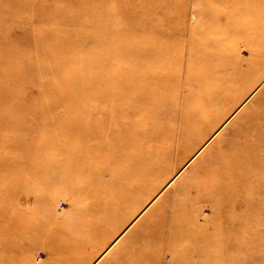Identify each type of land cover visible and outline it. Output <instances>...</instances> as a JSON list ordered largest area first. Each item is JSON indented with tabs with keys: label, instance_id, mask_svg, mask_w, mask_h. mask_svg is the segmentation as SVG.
I'll list each match as a JSON object with an SVG mask.
<instances>
[{
	"label": "rangeland",
	"instance_id": "obj_1",
	"mask_svg": "<svg viewBox=\"0 0 264 264\" xmlns=\"http://www.w3.org/2000/svg\"><path fill=\"white\" fill-rule=\"evenodd\" d=\"M251 1L264 10V0ZM226 6L225 0H0V264H76L82 256L100 264L115 255L111 264H119L139 247L146 264H264V210L248 203L222 210L217 178L199 164L236 116L264 104L261 67L171 145L158 168L151 138L165 118L155 126V106H136L133 92L148 81L124 85L111 59L140 44L153 26L149 41L165 52L134 54L144 77L168 68L182 88L178 77H186L189 57L201 70L205 49L246 67L253 57L235 36L236 22L216 16ZM152 58L157 65L147 66ZM162 87L168 97L176 89ZM165 124L167 136L172 127ZM263 181L264 162L255 163L250 179L237 182V198ZM170 226L181 242L160 246L161 230ZM74 246L73 262L56 259ZM188 246L190 255L181 256Z\"/></svg>",
	"mask_w": 264,
	"mask_h": 264
},
{
	"label": "bare ground",
	"instance_id": "obj_2",
	"mask_svg": "<svg viewBox=\"0 0 264 264\" xmlns=\"http://www.w3.org/2000/svg\"><path fill=\"white\" fill-rule=\"evenodd\" d=\"M225 2L227 4L225 11L216 13V16L219 18L223 16L221 20L229 21L228 19H233L236 22L235 36L239 37L253 57L248 62L246 61V67L241 65L240 61L242 60L237 59L239 62H232L230 56V58H225L226 52L224 53V51L219 52V49H216L205 52V49L203 52L205 54V67L201 70L191 67L189 57L185 68L186 77L183 78L182 73L178 77L183 82L182 88L178 86L179 82L176 76L173 75V71L168 68L164 72H155L158 75L156 77L151 76V74L144 77L141 75V70L145 65L139 58L136 57V59L134 54L139 51H147L157 55L159 52H165V49L158 43L149 41L150 33L154 29L153 26L148 28L146 39L144 38L142 42H138L140 44L127 48L125 52L111 57L117 70L123 71L120 76H122L121 80L124 85L132 84V86H135V81L139 80L138 78H144L148 81V85L133 92L134 99L137 100L135 101L137 103L136 106L138 107L139 104L155 106L156 113L159 116V118L156 117L155 126L158 121L165 118V122L172 127V133L167 136V129L163 128V126H167L165 122L163 125L158 123L155 127L157 129L153 133L151 143L158 149H155L156 154L153 166L160 163L158 167L160 168L164 158L171 154L173 144H180V142L184 141L182 139L188 138L196 130V126L203 120L206 121L219 104L237 92L238 84L242 80L244 81L254 69L261 67L262 74L260 79L264 77V10L260 11L261 7L257 8L251 0H225ZM106 10L108 14L111 11L109 6L106 7ZM253 13L256 15H254V18L245 19L247 15ZM231 14L233 15L230 17ZM148 42L149 44H147ZM197 54L196 52L195 56ZM262 59V64L256 67L257 63ZM157 61V58L148 59L147 66H149V63L157 65ZM127 65L129 66L127 67ZM162 79L165 82L160 84ZM172 80H174L176 89H173L174 85L172 87L169 86V81ZM194 80L197 81L196 84H194ZM163 85L173 89L172 94L174 93V95L172 97H170L172 94L169 97L167 95L163 96ZM103 93L107 92L103 91L99 95H103ZM121 94L125 96L124 92ZM234 106L235 104H233ZM256 108L252 111L248 110L249 112L247 111L244 116H236L237 118L230 123L233 128L228 126L224 128V131L221 134L219 133L212 141L208 152L204 151L200 156L202 158L199 164L206 166L207 172L213 178H217L214 186L220 193L219 207L226 212L235 211L242 204L247 206V203L253 209L264 210V181L260 182L255 188L248 189V197L244 195L245 197L237 198L235 193L237 182L239 180L245 182L247 178L250 179L254 164L264 162V104ZM166 139L168 140V146L165 147ZM158 168H155V170ZM258 175L261 174L257 170ZM254 200L257 201L255 203L257 205L251 203ZM166 217L167 214L165 212L164 218ZM181 239V236L176 235L175 228L170 226L168 229L162 228L157 243L160 246L166 244L171 248L175 244L180 243ZM75 247H67V250L59 251L56 254V259H68L71 253L74 252ZM201 249L203 250L204 247H201ZM70 250L72 251L70 252ZM202 250L199 253H202ZM190 253L191 249L188 246L187 249L182 250L181 256H189ZM145 254V248L144 250L141 247L132 248V250L128 251V258H121L119 264H146L142 262ZM82 257L84 260L76 264H88L93 258H90L91 256ZM82 257L74 258L80 260ZM116 257V255L112 258L109 256L108 259L100 264H111ZM129 257H131L130 260ZM68 260L73 262L72 259ZM73 263L75 264V262Z\"/></svg>",
	"mask_w": 264,
	"mask_h": 264
}]
</instances>
